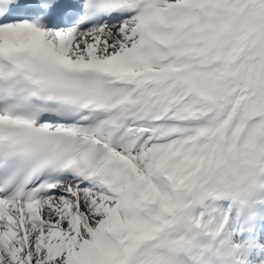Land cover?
I'll list each match as a JSON object with an SVG mask.
<instances>
[{"label": "snow or ice", "instance_id": "obj_1", "mask_svg": "<svg viewBox=\"0 0 264 264\" xmlns=\"http://www.w3.org/2000/svg\"><path fill=\"white\" fill-rule=\"evenodd\" d=\"M0 264H264V0H0Z\"/></svg>", "mask_w": 264, "mask_h": 264}]
</instances>
